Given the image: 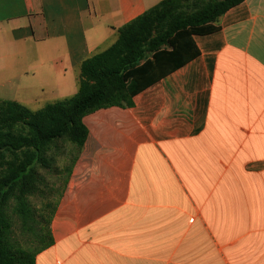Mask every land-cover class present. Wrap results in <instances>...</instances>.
<instances>
[{"label":"crops","instance_id":"crops-1","mask_svg":"<svg viewBox=\"0 0 264 264\" xmlns=\"http://www.w3.org/2000/svg\"><path fill=\"white\" fill-rule=\"evenodd\" d=\"M162 0H0V100L78 90L82 62ZM194 36L200 54L84 116L83 150L35 264H264V0Z\"/></svg>","mask_w":264,"mask_h":264},{"label":"trees","instance_id":"trees-1","mask_svg":"<svg viewBox=\"0 0 264 264\" xmlns=\"http://www.w3.org/2000/svg\"><path fill=\"white\" fill-rule=\"evenodd\" d=\"M242 2L162 0L82 62L75 94L38 110L0 100V264H35L53 244L52 219L89 134L84 116L133 107L136 94L200 54L194 36L220 30L219 17Z\"/></svg>","mask_w":264,"mask_h":264},{"label":"rangeland","instance_id":"rangeland-1","mask_svg":"<svg viewBox=\"0 0 264 264\" xmlns=\"http://www.w3.org/2000/svg\"><path fill=\"white\" fill-rule=\"evenodd\" d=\"M3 96H6V98H8L9 100H12L14 97L12 94H5ZM58 157H60L58 155ZM44 174L47 178L48 181H51V180H54L56 177H52V174H51V170H48V171H44ZM58 181V183L60 184L61 180L60 179H56ZM34 199V202H38L39 201V198H33Z\"/></svg>","mask_w":264,"mask_h":264}]
</instances>
